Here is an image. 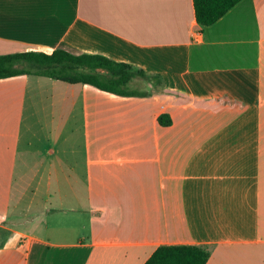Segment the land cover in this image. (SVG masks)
Here are the masks:
<instances>
[{
	"label": "crops",
	"instance_id": "1",
	"mask_svg": "<svg viewBox=\"0 0 264 264\" xmlns=\"http://www.w3.org/2000/svg\"><path fill=\"white\" fill-rule=\"evenodd\" d=\"M58 48L153 78L134 96L0 79V264H145L172 245L264 264V0L207 27L192 0H0V55Z\"/></svg>",
	"mask_w": 264,
	"mask_h": 264
},
{
	"label": "trees",
	"instance_id": "2",
	"mask_svg": "<svg viewBox=\"0 0 264 264\" xmlns=\"http://www.w3.org/2000/svg\"><path fill=\"white\" fill-rule=\"evenodd\" d=\"M240 1L192 0L195 20L203 27L211 26ZM19 75H36L69 84L91 85L118 96L136 95L129 90V83L134 78L139 77L146 81L153 78L142 70L101 55H75L59 48L51 53L28 50L0 55V79ZM158 122L163 126L171 124L166 116L158 117ZM209 257L210 250L205 246H160L145 264H206Z\"/></svg>",
	"mask_w": 264,
	"mask_h": 264
},
{
	"label": "rangeland",
	"instance_id": "3",
	"mask_svg": "<svg viewBox=\"0 0 264 264\" xmlns=\"http://www.w3.org/2000/svg\"><path fill=\"white\" fill-rule=\"evenodd\" d=\"M138 79H139V78H138ZM140 79H141V78H140ZM140 79H139V80H140ZM141 80H142V79H141ZM141 80H140V84H138V85H134V86H132L131 88H132V89H135V90H137V91H139V90H140V91H144V90H146L147 87H144V83H143L144 80H142V81H141Z\"/></svg>",
	"mask_w": 264,
	"mask_h": 264
}]
</instances>
